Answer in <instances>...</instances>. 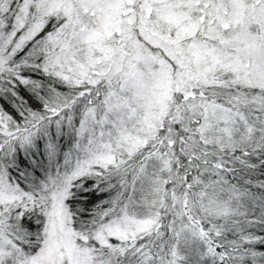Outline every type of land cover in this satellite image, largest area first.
<instances>
[{
  "label": "rangeland",
  "instance_id": "obj_1",
  "mask_svg": "<svg viewBox=\"0 0 264 264\" xmlns=\"http://www.w3.org/2000/svg\"><path fill=\"white\" fill-rule=\"evenodd\" d=\"M12 1L0 0V79L13 71L8 64L16 54L36 42L27 58L42 56L36 69L75 91L71 105L86 106L76 122L79 158H66L67 168L63 163L46 173L37 194L21 191L0 169V215L15 205L45 219L35 256L16 251L0 230V264H97L87 240L72 228L71 184L133 159L151 144L156 149L139 161L135 187L147 182L159 206L170 159L157 139L178 120L177 101H201L190 103V121L200 119L204 132L221 128L232 135L238 124L252 132L247 120L206 101L214 90L264 110V0H17L10 21ZM51 20L60 27L39 38ZM47 111L49 119L62 120L60 109ZM41 130L17 128L0 111V142L29 149ZM3 150L0 145V162L10 158ZM212 210L225 211L221 205ZM122 215L97 234L102 245L112 238L136 240L155 223L153 215L141 221Z\"/></svg>",
  "mask_w": 264,
  "mask_h": 264
},
{
  "label": "trees",
  "instance_id": "obj_2",
  "mask_svg": "<svg viewBox=\"0 0 264 264\" xmlns=\"http://www.w3.org/2000/svg\"><path fill=\"white\" fill-rule=\"evenodd\" d=\"M17 3L11 2L10 21ZM60 24L51 20L39 38L55 34ZM35 45L27 44L16 54L8 64L13 71L0 79V111L11 124L42 127L38 140H33L35 146L29 149L20 143L0 142L10 157L0 162V169L31 195L39 192L49 176L46 173L52 174L66 158H79L76 122L86 106L71 105L75 91L36 69L43 57L37 53L27 58ZM216 92L208 90L206 102L247 120L253 131L238 124L232 135L225 136L221 128L204 132L200 119L190 121V103L201 101H177L174 114L178 120L169 121V131L160 130L157 139L158 148L170 159L159 206L147 182L135 187L139 161L156 149L151 144L133 159L71 184L67 207L72 228L87 240L97 264H264V110ZM62 96L67 101H53ZM49 109H60L62 120L49 119ZM214 205L225 211L214 213ZM11 208L0 215V230L16 251L35 256L43 244L44 216L20 206ZM123 213L140 221L153 215L155 223L136 240L112 238L102 245L97 234Z\"/></svg>",
  "mask_w": 264,
  "mask_h": 264
}]
</instances>
